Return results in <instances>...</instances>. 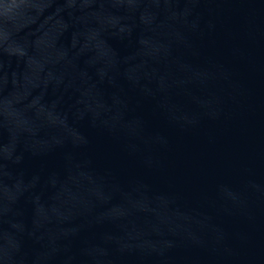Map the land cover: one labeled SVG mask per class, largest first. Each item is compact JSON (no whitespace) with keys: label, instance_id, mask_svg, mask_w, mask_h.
<instances>
[{"label":"water","instance_id":"1","mask_svg":"<svg viewBox=\"0 0 264 264\" xmlns=\"http://www.w3.org/2000/svg\"><path fill=\"white\" fill-rule=\"evenodd\" d=\"M0 264H264V0H0Z\"/></svg>","mask_w":264,"mask_h":264}]
</instances>
